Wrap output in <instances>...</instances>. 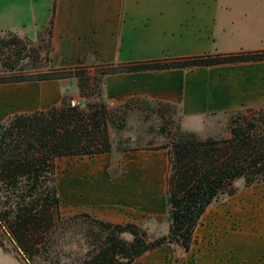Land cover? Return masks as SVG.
<instances>
[{
  "label": "crops",
  "instance_id": "0c3cea01",
  "mask_svg": "<svg viewBox=\"0 0 264 264\" xmlns=\"http://www.w3.org/2000/svg\"><path fill=\"white\" fill-rule=\"evenodd\" d=\"M2 10L0 26L12 31L13 6L3 3ZM51 10L39 25L33 8L36 34ZM263 30L264 0H56L51 58L57 67H74L264 50V36L253 32ZM103 87L110 104L147 97L177 105L183 119L198 123L264 107V60L120 72L107 75ZM78 93L74 78L0 84V124L60 105L64 96L81 103ZM64 158L75 161L66 178L56 179L62 211L71 198L64 215L80 210L113 223L149 221L165 228L160 235L169 232L168 149ZM194 238L185 264H264V182L211 203ZM175 248L167 244L130 264H174Z\"/></svg>",
  "mask_w": 264,
  "mask_h": 264
},
{
  "label": "trees",
  "instance_id": "16d2710c",
  "mask_svg": "<svg viewBox=\"0 0 264 264\" xmlns=\"http://www.w3.org/2000/svg\"><path fill=\"white\" fill-rule=\"evenodd\" d=\"M55 9L56 0L47 26L50 40L44 56L39 44L41 33L37 40L9 30L0 33V84L74 78L86 102L72 105L71 97L64 96L60 105L16 114L0 124V247L8 235L25 264H130L149 251L173 244L174 264H185L195 229L210 204L234 195L240 180L247 187L264 182V107L249 109L248 115L232 113L229 137L201 139L195 132L179 130L170 144L147 148L168 149L165 220L169 232L165 235L154 237L133 220L113 223L86 212L64 215L56 185L57 161L132 150L115 145L110 126L124 128L120 121H125L129 109L140 107V98L111 106L102 97L100 85L104 76L262 61L264 50L117 65L97 63L103 69L92 76L86 70L80 71L84 64H53ZM152 104L148 109L161 117H166V107H176L161 101ZM81 240L86 247L83 254L63 250Z\"/></svg>",
  "mask_w": 264,
  "mask_h": 264
},
{
  "label": "rangeland",
  "instance_id": "374dc122",
  "mask_svg": "<svg viewBox=\"0 0 264 264\" xmlns=\"http://www.w3.org/2000/svg\"><path fill=\"white\" fill-rule=\"evenodd\" d=\"M52 1L53 0H0V18H1V12L2 10V4L6 3L10 6H13V15L10 18H13V21L11 24H9L11 27H15L12 29V31L17 32L21 36H28L32 40L38 39V34L41 33V38H39V44L42 46V54L41 56H44V54L48 50V43L50 40V36L48 33V24L42 28V30L39 31L38 34H36L35 25H34V15H33V8H36L37 14L35 17L39 21L38 24H43L50 14V10L52 7ZM34 4V6H33ZM1 25V24H0ZM7 27H10V26ZM24 25L25 28L22 26ZM8 28H1L0 26V33L3 31H6ZM20 30H26L27 34H20L22 31ZM11 31V30H9ZM257 34H262L264 36V30L263 31H253ZM256 34V35H257ZM34 37V38H32ZM238 51H251V50H238ZM236 51V52H238ZM235 52V51H234ZM210 54H216V53H227V52H208ZM102 67L97 64H84L80 68V71H87L92 76L98 74L102 71ZM106 76L102 78L101 81V92L102 97L105 101H107L109 104L110 102L107 100L104 92V79ZM77 81V79H75ZM79 90V89H78ZM80 94V92L78 93ZM69 97H72L69 95ZM139 97L140 100L138 101L139 108L135 109H129V111L126 114L125 121H120L123 124H125L124 128H116L115 126H110V133L111 138L114 140L116 146H127L135 150L140 149H147V148H159L165 144H170L171 139L177 134V132L183 131V132H195L201 139H205L206 137H214L217 139H222L225 137L230 136V123L232 116L231 114L227 116H221V117H212L211 119L204 120L202 122L197 121H186V119H183V114L181 110L178 109V106L176 107H166V117H161L157 115L156 113L150 111L148 108L153 105L152 102L159 101L154 100L147 97ZM81 105H84L86 102V99L81 97ZM162 102V101H161ZM113 105H120V104H110ZM235 113V112H234ZM239 113L241 114H247V110H241ZM75 165V161H73L72 158H64L57 161V168L56 173L59 181H62V179L66 178L68 176V172L70 170V167ZM117 166V165H116ZM114 167L111 171L112 174H114L117 169ZM242 185H244V180H240L236 183V186L239 188ZM222 195L219 197L221 198ZM226 196H223L224 198ZM63 203V211L66 209L69 210L70 208V202L71 198L68 194L67 198H64ZM62 211V209H61ZM62 211V213H63ZM79 212H85V211H77ZM75 214V213H74ZM73 215V214H71ZM69 216V215H67ZM167 221L164 220V223ZM150 227L149 234H151L154 237H157L158 234H162L165 230L164 227L155 226L152 222L148 221L147 225H143ZM4 240V246L0 247V264H25V260L23 258V255L16 249L15 243L9 238L8 235H5L3 237ZM65 252L67 253H73L76 255H81L86 251V247L83 245V241L79 242H73L70 245L63 248ZM67 260V259H66Z\"/></svg>",
  "mask_w": 264,
  "mask_h": 264
},
{
  "label": "built area",
  "instance_id": "2783aa9c",
  "mask_svg": "<svg viewBox=\"0 0 264 264\" xmlns=\"http://www.w3.org/2000/svg\"><path fill=\"white\" fill-rule=\"evenodd\" d=\"M71 104H72V105H79L80 102L72 100V101H71Z\"/></svg>",
  "mask_w": 264,
  "mask_h": 264
}]
</instances>
